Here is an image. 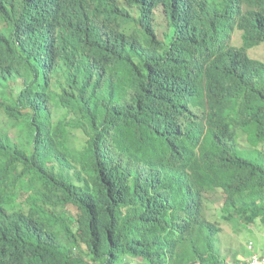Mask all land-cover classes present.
I'll return each instance as SVG.
<instances>
[{
    "label": "trees",
    "instance_id": "16d2710c",
    "mask_svg": "<svg viewBox=\"0 0 264 264\" xmlns=\"http://www.w3.org/2000/svg\"><path fill=\"white\" fill-rule=\"evenodd\" d=\"M261 44L264 0H0V264H227L206 196L264 224Z\"/></svg>",
    "mask_w": 264,
    "mask_h": 264
},
{
    "label": "rangeland",
    "instance_id": "374dc122",
    "mask_svg": "<svg viewBox=\"0 0 264 264\" xmlns=\"http://www.w3.org/2000/svg\"><path fill=\"white\" fill-rule=\"evenodd\" d=\"M155 16L158 37L163 40L168 32L165 14L162 9H158L155 11ZM231 43L236 47L241 46V32L239 30L234 31ZM248 54L251 58L264 62V44L253 48ZM54 111L53 122H58L61 119H64V122L70 120V116L63 110L57 108ZM0 130H6L12 138H16L21 134L20 127L1 113ZM84 141L85 137L80 131H76L72 136L70 135L71 146L75 149L79 148ZM24 197L25 195H22L20 199L22 200ZM223 200L224 196L220 192L210 193L206 196L205 204L206 216L211 221L218 222L222 227V233L217 243L220 256L226 260L227 264H239L243 260L252 258L253 255L264 258V224L258 220L251 225L244 224L239 218L227 220L221 212ZM23 209L26 210L25 205ZM132 264H135V261Z\"/></svg>",
    "mask_w": 264,
    "mask_h": 264
},
{
    "label": "built area",
    "instance_id": "2783aa9c",
    "mask_svg": "<svg viewBox=\"0 0 264 264\" xmlns=\"http://www.w3.org/2000/svg\"><path fill=\"white\" fill-rule=\"evenodd\" d=\"M239 264H264V258L253 255L252 258L243 260Z\"/></svg>",
    "mask_w": 264,
    "mask_h": 264
}]
</instances>
